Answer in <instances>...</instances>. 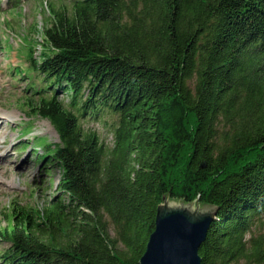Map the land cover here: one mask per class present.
<instances>
[{
    "label": "trees",
    "instance_id": "16d2710c",
    "mask_svg": "<svg viewBox=\"0 0 264 264\" xmlns=\"http://www.w3.org/2000/svg\"><path fill=\"white\" fill-rule=\"evenodd\" d=\"M51 7L27 99L62 198L14 205L1 264H140L168 196L218 207L202 264H264V0Z\"/></svg>",
    "mask_w": 264,
    "mask_h": 264
},
{
    "label": "rangeland",
    "instance_id": "374dc122",
    "mask_svg": "<svg viewBox=\"0 0 264 264\" xmlns=\"http://www.w3.org/2000/svg\"><path fill=\"white\" fill-rule=\"evenodd\" d=\"M9 1L0 0V231L12 226L14 205L40 211L62 198L60 166H43L37 160L46 153V144L60 139L49 121L32 113L29 102L38 97L31 96L34 90L29 87L34 81L40 85L41 79H31L28 67L30 57L40 61L49 53L42 41L51 5L71 4V0ZM82 124L111 144L113 137L102 123ZM110 234L114 237L112 227ZM6 247L0 241V253Z\"/></svg>",
    "mask_w": 264,
    "mask_h": 264
},
{
    "label": "water",
    "instance_id": "95a60500",
    "mask_svg": "<svg viewBox=\"0 0 264 264\" xmlns=\"http://www.w3.org/2000/svg\"><path fill=\"white\" fill-rule=\"evenodd\" d=\"M218 211L200 201L188 204L166 197L140 264H202L199 251Z\"/></svg>",
    "mask_w": 264,
    "mask_h": 264
}]
</instances>
